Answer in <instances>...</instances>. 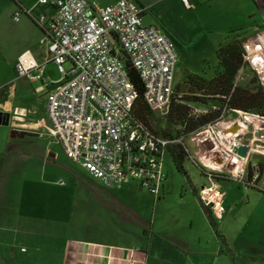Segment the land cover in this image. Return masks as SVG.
Segmentation results:
<instances>
[{
	"label": "built area",
	"instance_id": "obj_1",
	"mask_svg": "<svg viewBox=\"0 0 264 264\" xmlns=\"http://www.w3.org/2000/svg\"><path fill=\"white\" fill-rule=\"evenodd\" d=\"M180 2L186 9L190 8L189 0ZM37 3L52 9V14L46 16L41 12L34 15L30 8H19L12 19L17 21L19 15L24 14L45 31L47 62L52 63L62 76L46 93L50 134L61 145L66 157L104 187L119 190L136 183L141 190L157 199L165 179L161 163L166 155V146L171 143L184 145L185 138L171 141L161 138L134 120L132 107L137 94L129 81L124 62H128L137 73L148 108L163 118L173 92L177 62L172 41L155 26L142 25V9L131 0H115L108 5L92 0H38ZM260 42L261 36L258 35L254 42L242 44V67L235 82L240 81L242 72L248 69L264 88V46ZM14 68L17 76L31 81L44 77L43 67L29 53L21 54ZM209 108L218 110L217 106H190L193 115H204ZM228 114L235 115V119L226 123H237L239 129L232 134L227 144L228 154H223L222 166L219 165L215 171L219 175L226 174L227 179L244 187H253L256 173L253 172L247 181L246 166L250 162L251 168H255L250 156L264 154V147L257 146L252 150L250 144L241 143L238 137L248 132L246 124L250 125L253 120L264 127V117L229 112L224 108L220 111L219 121L188 137L196 140L207 129L224 123ZM251 127L253 132L258 130L255 125L251 124ZM217 133L214 139L218 142L224 136ZM231 143L246 145L247 157L242 159L231 153ZM201 152L199 148L196 156H191V161L199 162L204 169L207 181L199 187L197 196L211 217L219 220L225 211L221 186L212 175L213 167L200 162L203 158ZM227 157L229 161L225 163Z\"/></svg>",
	"mask_w": 264,
	"mask_h": 264
},
{
	"label": "crops",
	"instance_id": "obj_2",
	"mask_svg": "<svg viewBox=\"0 0 264 264\" xmlns=\"http://www.w3.org/2000/svg\"><path fill=\"white\" fill-rule=\"evenodd\" d=\"M131 1L142 9V19L146 13L145 9L137 0ZM191 1L195 4L202 0H189V9H191ZM216 1L241 12L247 11V16L251 17L253 22L251 34L239 38L242 43L254 42L256 36L262 35L260 43L263 44L264 0ZM37 2L38 0L33 4H26L25 0H0V83L5 74L8 75V66L14 68L18 57L23 53H29L36 63L43 67L44 72L42 80H33L38 83L33 92L46 95L62 78L60 76L57 81L50 83L48 73H45L50 65L58 74L54 65L47 62L49 60L47 35L24 14H20L17 21L12 19L19 8H30L34 15L41 12L46 16L52 14V9L38 5ZM183 8L186 9L184 6ZM9 17L14 23H19L16 31L21 42L17 46H11L6 41L8 30L3 18ZM147 22L148 25L144 26H155L165 35L179 34L177 26L164 28L155 16L152 17V21ZM4 87L2 86L0 91ZM12 92L14 96L27 95L23 83L13 87ZM229 116L235 115L228 114L225 123L231 120L227 119ZM20 120L19 129L6 126L5 131L0 132L5 139L1 141L4 145L8 144V134L15 135L16 132L13 133V130L24 133L29 132L28 129L35 131L38 128L39 123H29V128L22 117ZM232 126H227L226 130L230 131ZM1 142L0 158L4 156ZM253 156H257V161L264 164V154ZM225 180H218L220 186L221 183L230 182L229 179ZM165 182L166 175L158 198L163 195ZM15 183L9 172H0V264H264V194L259 191L264 189V171L256 185L242 188L239 202L231 201L227 207L221 189L225 211L219 219V226L215 225V220H212V223L209 221L198 201V189L205 183L199 182L194 185L191 182V194L203 213L205 225L201 223L200 226L196 224L195 227L192 222H188L187 227L180 230L181 226L175 224L174 229L168 232L165 230L162 232L161 229L160 233L154 232L153 222L135 221L137 230L133 232L128 229V224H122L121 229L116 231L95 225L90 229L89 234H83L76 202L77 196L81 193L79 187L63 189L64 185L61 181L51 183L50 186L35 187L16 186ZM126 188L127 186L119 190L115 189L118 192L116 196L118 197L119 191L124 192ZM83 191L92 198L94 194L105 193L102 188L97 187ZM113 194L109 193V196ZM232 206L235 208L243 206L245 209L243 214H239L238 223L230 226L227 231L225 214Z\"/></svg>",
	"mask_w": 264,
	"mask_h": 264
},
{
	"label": "rangeland",
	"instance_id": "obj_3",
	"mask_svg": "<svg viewBox=\"0 0 264 264\" xmlns=\"http://www.w3.org/2000/svg\"><path fill=\"white\" fill-rule=\"evenodd\" d=\"M92 1L100 5H108L114 0ZM137 1L146 12L141 19L143 25H148L147 21H152V17L155 16L164 28H173L174 25L178 27V35L166 36L172 41L176 51L177 62L174 68V84L180 85V87L183 86L185 75L190 73L206 80L211 79L217 70L215 50L234 37L239 38L251 34V24L253 22L252 18L247 16V11L235 10V8L224 6L216 0H202L195 4L191 1V9L189 10L184 9L178 0ZM35 2L36 0H25L26 4ZM9 18L11 19V17ZM9 18H3L8 30L6 41L11 46H17L21 42L16 31L19 23H14ZM262 51L264 54V49ZM65 68L67 69L68 66L65 65ZM8 69V75L5 74L2 83H0V88L5 86L0 91V112L9 115L7 127L12 126L19 129L21 117L27 126L29 123L42 124L38 125L35 131L28 129L29 132L23 133V131L13 130L16 133L14 136L8 134V144L6 145L1 142L5 139L0 135V142L4 150V156L0 158V172H9L13 176V181L16 182L14 185L50 186L51 183L61 181L64 185L63 189L79 187L81 193L77 196L76 202L83 234H89L90 229H93L95 225L116 231L121 229L122 224H128V229L133 232L137 230L134 225L135 221L153 222L154 232L158 233L161 232V229L162 232H164L163 230L168 232L174 229L175 224L181 226L179 227L180 230L187 227L188 222H192L195 227L196 224L198 226L201 223L205 225L206 220L197 200L191 194L190 185L188 184V181H191L194 185L199 182H206L196 167L199 162L194 161V164H192L189 159H185L183 169L186 176H184L177 173L169 156L164 155L161 166L166 175V182L163 185L164 190L161 198L155 199L154 196L141 190L136 183L128 185L124 192L123 190L119 191L120 194L117 197L116 193L118 192L115 189L104 188L98 180L91 179L77 163L66 157L61 145L50 134L46 115V95L33 92L38 83L17 76L13 67L8 66ZM45 73H48L50 83L60 78V75L56 74L50 65ZM6 79L7 81H4ZM250 80L257 82L253 73L245 69L241 74L240 83L245 84ZM19 83L26 86V96L13 95L12 89ZM232 118L235 119L232 116L227 119ZM251 124L255 125L256 129L258 128L256 132H253ZM227 126L230 127L225 122L219 123L207 129L208 131L203 135L196 137L197 141L189 137H186L183 141L190 156H196L199 148H201L200 155L203 158L200 162L213 167L212 169L216 174L215 169L221 165V157L224 153L228 154L227 144L231 141L232 134L239 129L237 123L233 124L230 131L226 130ZM246 126L248 132L239 134V141L250 144L252 150H256L257 146L264 147L263 124L253 120L250 125L246 124ZM7 127H0V132L5 131ZM217 132H223L220 135L223 134L224 136L222 140L219 138L218 142L214 139L218 135ZM257 159V156H250L251 162L257 161ZM228 161L227 157L225 163ZM230 167L231 165L228 166V169ZM226 177L228 176L225 174L220 180L224 181L227 179ZM229 181L221 183L226 207L231 201L239 202L240 193L243 192L242 188L244 187L243 184ZM96 187L102 188L105 193L102 195L94 194L92 198L83 191V189H95ZM109 193L114 194L110 197ZM244 209L243 206L239 208L238 206L237 208L232 206L228 209L224 221L227 231L230 226L238 223L239 214H243ZM211 219L215 220L216 226H219V220L212 217ZM212 220L210 221L212 222ZM209 231L211 232L210 226ZM94 235L97 234L94 233Z\"/></svg>",
	"mask_w": 264,
	"mask_h": 264
},
{
	"label": "trees",
	"instance_id": "obj_4",
	"mask_svg": "<svg viewBox=\"0 0 264 264\" xmlns=\"http://www.w3.org/2000/svg\"><path fill=\"white\" fill-rule=\"evenodd\" d=\"M242 44L240 38L234 37L231 41L215 50L217 70L211 79L206 80L190 73L185 75L183 86H181L183 90L180 85L174 84L168 109L163 118H159L155 112L148 108L143 100V85L135 70L125 61L124 66L129 81L137 94L132 107L134 120L138 121L152 134L171 141L181 137L186 138L207 125H212L219 121L220 111L224 108L229 112L239 111L264 117L263 86L258 81L252 82V80L245 84H241L240 81L235 82L237 73L242 67V57L244 55ZM191 105L200 107L217 106L218 110L209 108L204 115H193L190 109ZM166 155L171 159L177 173L184 176H186L183 169L184 160L189 159L194 164L185 146L181 144H168L166 146ZM253 162H255V168H251L250 162L247 163L246 180L249 181L254 172L256 173L254 185H256L264 171V164L260 161ZM196 167L204 177V169L199 165ZM212 175L215 176L216 180L224 177L222 174L212 173ZM188 184L191 188L190 181H188ZM259 191L264 194V189ZM199 204L209 221L212 220L208 208L200 201Z\"/></svg>",
	"mask_w": 264,
	"mask_h": 264
},
{
	"label": "water",
	"instance_id": "obj_5",
	"mask_svg": "<svg viewBox=\"0 0 264 264\" xmlns=\"http://www.w3.org/2000/svg\"><path fill=\"white\" fill-rule=\"evenodd\" d=\"M9 122V115L4 112H0V126H7ZM264 129V127H262ZM263 139H264V134H263ZM229 149L231 153L235 154L236 156L245 159L247 157V151L248 147L244 144L241 143H231L229 145Z\"/></svg>",
	"mask_w": 264,
	"mask_h": 264
},
{
	"label": "bare ground",
	"instance_id": "obj_6",
	"mask_svg": "<svg viewBox=\"0 0 264 264\" xmlns=\"http://www.w3.org/2000/svg\"><path fill=\"white\" fill-rule=\"evenodd\" d=\"M219 150V149H218Z\"/></svg>",
	"mask_w": 264,
	"mask_h": 264
}]
</instances>
